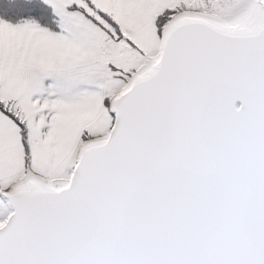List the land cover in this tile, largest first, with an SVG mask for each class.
Masks as SVG:
<instances>
[{"label":"snow or ice","instance_id":"6c2138e0","mask_svg":"<svg viewBox=\"0 0 264 264\" xmlns=\"http://www.w3.org/2000/svg\"><path fill=\"white\" fill-rule=\"evenodd\" d=\"M0 264H264V0H0Z\"/></svg>","mask_w":264,"mask_h":264}]
</instances>
